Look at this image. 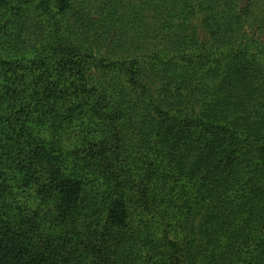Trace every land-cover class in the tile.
<instances>
[{
  "label": "trees",
  "instance_id": "trees-1",
  "mask_svg": "<svg viewBox=\"0 0 264 264\" xmlns=\"http://www.w3.org/2000/svg\"><path fill=\"white\" fill-rule=\"evenodd\" d=\"M0 12V264H264V0Z\"/></svg>",
  "mask_w": 264,
  "mask_h": 264
},
{
  "label": "rangeland",
  "instance_id": "rangeland-1",
  "mask_svg": "<svg viewBox=\"0 0 264 264\" xmlns=\"http://www.w3.org/2000/svg\"><path fill=\"white\" fill-rule=\"evenodd\" d=\"M1 13L2 12H0V16H1ZM15 30L16 29L14 28V25L12 22L5 21V19H0V41L2 37L9 38V35L7 37L5 36V34L7 35L12 31L14 32ZM262 35L263 34L261 33L260 36ZM9 52H12V50L8 46L7 42L4 41L0 43V57L7 56L6 53H9ZM0 197H1V193H0ZM6 197L8 199H11L14 204L15 203L20 204L21 206H24L26 203L31 206L37 205L36 200L30 199L27 195V192H25V190L18 188V187H7ZM41 207L42 209L44 208L42 204H41Z\"/></svg>",
  "mask_w": 264,
  "mask_h": 264
}]
</instances>
